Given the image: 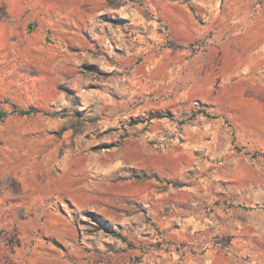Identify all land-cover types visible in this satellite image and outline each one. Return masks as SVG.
Instances as JSON below:
<instances>
[{"label": "rangeland", "instance_id": "obj_1", "mask_svg": "<svg viewBox=\"0 0 264 264\" xmlns=\"http://www.w3.org/2000/svg\"><path fill=\"white\" fill-rule=\"evenodd\" d=\"M90 1L54 98L0 116L2 141L34 125L38 162L0 264H264V143L187 93L216 27L264 20V0ZM152 112L175 119L131 123Z\"/></svg>", "mask_w": 264, "mask_h": 264}, {"label": "crops", "instance_id": "obj_2", "mask_svg": "<svg viewBox=\"0 0 264 264\" xmlns=\"http://www.w3.org/2000/svg\"><path fill=\"white\" fill-rule=\"evenodd\" d=\"M91 2L0 0L1 117L12 110L24 109L20 103L22 96L28 100L33 94H40L41 98L37 99L43 102L54 98L48 88L63 77L61 62L67 58V48L83 45V8ZM25 11L30 12L33 21L25 18ZM175 25L189 29L185 19ZM215 31L209 38L211 45L201 66L192 63L193 69L187 78L188 96L224 111V115L235 116L238 133L264 143V20L254 14L239 22L232 33L223 27H216ZM173 38L179 43L183 41L177 33ZM16 55L20 58H6ZM20 70L26 71L23 77ZM32 127L21 125L23 141L0 140V229L11 230L21 211L35 207L32 202L28 204V195L22 191L27 188L24 175L37 162L35 142L26 138L28 132L34 131ZM7 130L11 132L12 127L8 126ZM29 198L33 200L34 196Z\"/></svg>", "mask_w": 264, "mask_h": 264}, {"label": "trees", "instance_id": "obj_3", "mask_svg": "<svg viewBox=\"0 0 264 264\" xmlns=\"http://www.w3.org/2000/svg\"><path fill=\"white\" fill-rule=\"evenodd\" d=\"M34 108H30L29 110H24L22 111L23 113H29L30 111H32ZM202 113H204L205 115L209 116L208 112L203 109L201 110ZM195 114H192L191 116L193 117ZM161 118H168V119H172L174 120L175 118L173 117L172 114L168 113V112H152L150 113L147 117L145 118H140V119H133L131 121L132 124H138V123H143V122H150L154 119H161Z\"/></svg>", "mask_w": 264, "mask_h": 264}]
</instances>
